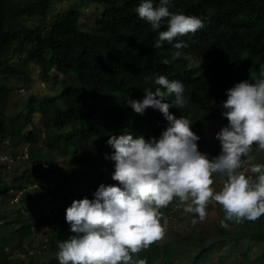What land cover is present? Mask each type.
I'll return each mask as SVG.
<instances>
[{"label":"trees","instance_id":"1","mask_svg":"<svg viewBox=\"0 0 264 264\" xmlns=\"http://www.w3.org/2000/svg\"><path fill=\"white\" fill-rule=\"evenodd\" d=\"M91 1L102 11L94 26L84 32L79 10L59 12L45 27L52 0H0V153L17 158L22 145L31 146L25 161L31 167L23 173L15 168L10 182L0 175V205L9 201L11 188L21 190L35 184L39 188L25 191L20 198L25 221L0 215V264H23L16 253L28 256L25 244L37 235L58 254V244L73 235L66 209L74 200L93 199L101 184H118L112 179L114 162L105 158L114 151L107 143L110 136L131 133L134 138H159L168 124L163 114L148 108L140 115L127 104L129 98L142 100L146 90L159 87L151 77L163 75L183 82L188 103L170 112L191 121L200 137L198 149L210 159L220 154L221 146L206 130L220 131L227 125L222 116L226 91L238 82L264 78V0H173L171 11L204 20V27L195 34L178 38L187 44L179 50L168 43L153 48L159 31L167 30V22L153 30L136 12L141 0ZM30 20L37 24L29 27ZM177 51L181 55L173 59ZM186 56L199 61L198 74ZM30 65L39 69L42 82L52 79L57 91L52 96L28 97L23 109L11 117L12 82L27 85ZM52 69L62 78H50ZM36 115L44 120L42 126L34 123ZM260 151L264 162V149ZM59 159L62 164L56 165ZM47 169L64 178L59 190H75L69 200L51 208L53 223L39 212L42 197L38 193L51 185ZM258 175L246 176L255 181ZM59 190L50 193L45 206L61 201ZM161 210L166 211L163 217L173 216V209ZM259 219L264 222V217ZM229 223L237 226L240 222ZM248 230L251 243L264 242L260 225ZM218 232L219 239L231 235L224 227ZM206 246L204 240L195 245L197 255L187 264H204ZM133 256L147 264L158 260L173 264L172 250L165 245L151 243Z\"/></svg>","mask_w":264,"mask_h":264},{"label":"clouds","instance_id":"2","mask_svg":"<svg viewBox=\"0 0 264 264\" xmlns=\"http://www.w3.org/2000/svg\"><path fill=\"white\" fill-rule=\"evenodd\" d=\"M173 6V0H159L158 4L141 0L136 8L153 30L167 22V30L159 31L152 45L155 49L165 43L182 49L187 44L178 38L204 27L201 17L173 12ZM180 55L177 51L173 59ZM150 79L159 87L146 90L142 100L129 98L127 104L140 115L148 108L159 110L167 127L159 138H134L131 133L109 137L107 143L114 151L105 158L114 162L112 179L118 184H101L93 199L74 200L66 209L65 219L73 235L58 244L59 264H147L133 254L164 235L160 209L177 198L186 212L198 214L200 220L207 215L210 199L219 202L226 213L221 220L225 229L230 227L228 221L264 217V165L252 168L259 174L255 181L239 171L254 143L264 149V78L238 82L226 91L222 116L228 123L216 134L221 151L211 159L199 151L200 137L191 121L170 112V108L188 103L183 82L163 75ZM172 96L174 100L169 101ZM215 173L228 177L220 192L211 187Z\"/></svg>","mask_w":264,"mask_h":264},{"label":"rangeland","instance_id":"3","mask_svg":"<svg viewBox=\"0 0 264 264\" xmlns=\"http://www.w3.org/2000/svg\"><path fill=\"white\" fill-rule=\"evenodd\" d=\"M68 10H79L81 12V26L80 30L88 32L93 26L97 18H99L102 11L101 6L92 2L91 0H63L62 2H56L52 0L51 11L48 20L45 22L44 26L48 27L49 23L54 19L55 15L59 12H64ZM37 24V20H30L27 22L29 27ZM46 34V32L44 33ZM14 56L13 60H16ZM189 59L190 67L195 74H198L200 70L199 61L196 59ZM31 71V81L27 85H20L18 83L12 82L13 91L11 94V103L9 104L8 115L14 117L18 114L24 107L26 100L30 96H52L56 93L58 86L52 84V79L47 82H42L39 77V69L33 65H30ZM55 75L59 76L54 69L50 72V78H54ZM62 76H59V78ZM40 82V83H39ZM34 123L37 125H43L44 120L38 115L34 116ZM219 132L218 129L212 128L206 130V135L209 138H215L216 134ZM31 146L24 144L21 146V151L19 153L20 157L24 150L26 152L30 150ZM9 153V152H5ZM261 151L257 144H253L251 151L246 156V164L240 169L245 175L258 174L252 171V168L257 165H264L261 161ZM27 161V160H26ZM62 160L59 159L56 165H61ZM31 167L30 163L22 160H18L16 165L11 171H8L0 165V175L7 182L11 181V177L14 175V169L23 173ZM44 167V166H43ZM46 176L51 184L49 187L43 188L41 192L38 193L41 196V206L40 214L47 216L50 223L54 222L51 215V208L55 205H61L65 201L69 200L75 190L73 188L62 189L59 188L64 184V178L59 177L55 170L47 169ZM211 179L213 184L211 187L215 192L222 191L224 185L228 181L226 175L215 173L212 175ZM48 191L44 193V190ZM55 193L59 190V197L61 201L51 203L47 206L48 199L50 198V191ZM177 207V208H176ZM185 205L182 204L178 198L174 199L166 209H173V216L168 215V217H163L166 211L162 213L161 225L164 229V235L157 240L153 241V244L165 245L171 248L173 257V264H187L191 258L197 255V250L195 245H198L200 241L204 240L207 243L206 251L208 253L207 260L204 264H264V242L262 244H253L250 241L249 227L252 225H260L261 230L264 235V222L260 219L254 221L244 220L240 222L239 227L235 223H228L230 227L228 228L230 237L225 239H219L218 228L221 226V220L225 219L226 213L223 206L210 199L206 205V217L203 220L199 219L198 214L188 213L184 210ZM24 209L20 205L13 206L9 201L4 206L0 205V215H7L11 219L13 217H18V220L23 222L27 219V215H24ZM24 215V216H23ZM165 220L167 221L165 223ZM233 226H236L233 227ZM45 238L41 235L34 236L33 239L27 241L25 246H27L28 256H22L23 264H59L57 259V253L50 250L45 245ZM0 240V244H1ZM19 254L18 252L16 253ZM245 256V258H244ZM221 257L225 258L222 262ZM156 264H163L160 260Z\"/></svg>","mask_w":264,"mask_h":264},{"label":"built area","instance_id":"4","mask_svg":"<svg viewBox=\"0 0 264 264\" xmlns=\"http://www.w3.org/2000/svg\"><path fill=\"white\" fill-rule=\"evenodd\" d=\"M18 160H22V161L28 160V151L26 152V150H24L23 153H22V155L20 157H17V158H13V156H11L9 153H0V165H2L3 167H5V169L8 170V171H11L13 169V167L16 165V163H17ZM36 189H39L36 184L35 185H32V186H28L26 188H23L21 190H15V189L11 188L9 190V193H8L9 194V197H10V203L13 206L18 205L19 202H20V198H21L22 194L25 191H28V190H36ZM47 191L48 190L45 189L44 190V193H46ZM50 192H52V191H50Z\"/></svg>","mask_w":264,"mask_h":264}]
</instances>
